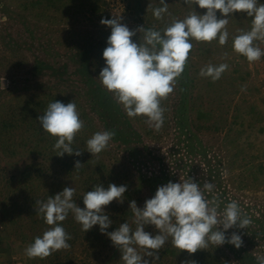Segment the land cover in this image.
<instances>
[{
	"label": "rangeland",
	"instance_id": "374dc122",
	"mask_svg": "<svg viewBox=\"0 0 264 264\" xmlns=\"http://www.w3.org/2000/svg\"><path fill=\"white\" fill-rule=\"evenodd\" d=\"M30 1L35 0H0V80L3 79L0 81L3 88H0V121L5 119L10 105L23 104L28 98L44 97L48 91L63 96L65 105L66 99H77L81 85H74L70 81L74 79L73 70L81 62L78 51L89 50L92 53L90 58L94 59L91 60L92 64L94 61L104 62L100 52L107 47L111 29L101 25V19L119 16L130 30L143 25L145 28L154 26L160 30L172 18L183 19L191 11L181 0H165L171 16L165 14L163 20H157L152 15V9L162 6L159 0H137L138 5L135 0H98V14L88 11L93 0H57L51 8L41 6L39 10H25L21 5ZM40 1L45 3V0ZM258 3L264 4V0H258ZM193 9L200 14L205 11L195 5ZM217 16L219 18V13ZM250 25L251 18L246 14H232L226 26L228 43L221 46L217 40L211 43L192 41L193 48L185 66L187 76L193 81L192 88L183 99L188 109L187 119L191 121L193 131L199 125L196 134L204 149L216 151L218 158L226 156L228 163H232L231 175L235 182L236 174L241 171L240 165H264V56L259 61L248 62L231 47L233 37L240 30H249ZM132 39L138 42L139 33ZM255 43L264 51V42ZM93 55H97L96 58ZM222 63L227 64L228 68L220 79L212 81L211 78L199 75L200 70L207 65L218 66ZM36 66L38 69H35ZM48 66L66 67L68 74L57 82L48 76ZM95 68L99 73L102 66ZM91 74L94 79H98L95 70ZM177 83L173 92L161 101V107L165 109L162 128L166 130L161 131L163 137L160 141L144 136L146 129H152L145 123L144 117L141 121L131 118L132 127L139 133L140 140L151 148L166 151L169 147L171 140L166 136L167 127L171 126L172 111L182 101ZM77 102L80 107L81 102ZM197 109L208 114L206 120H195ZM14 110L18 112L19 107ZM122 111L125 113L123 107ZM91 115L95 117V114ZM31 133V130L24 131L23 128L10 132L0 128V194L8 197L6 201L9 197L18 199L20 207H24L15 225L6 227L0 219V264H50L48 258L43 261L38 258L29 259L24 254L28 244L22 242L20 235L24 233L31 237L36 232L26 216L27 202L23 200V189L15 183L25 167L33 165L39 170L41 177L35 178L31 186L34 191L46 192L56 185L60 186L61 191L65 187H74L76 199L89 192L83 184L82 176L75 172L69 173L61 167L56 168L53 160L42 163L41 156L31 146ZM2 145H7L6 150H3ZM119 146L126 148L110 142L106 150H111L122 162L131 161L130 156ZM239 151L240 155L233 157ZM105 157L109 159L111 156L106 154ZM255 166L247 173L250 179L256 178V197L264 200V172H256ZM9 178L11 183L7 184ZM247 195L253 197L251 192ZM108 246L97 247L95 259L92 260L87 256L91 254L90 250L85 251L84 247L76 245L73 248L74 261L77 264H121L120 253L111 259V248ZM85 247L89 249L87 244ZM168 259L172 261L171 264H180Z\"/></svg>",
	"mask_w": 264,
	"mask_h": 264
},
{
	"label": "clouds",
	"instance_id": "9594fccd",
	"mask_svg": "<svg viewBox=\"0 0 264 264\" xmlns=\"http://www.w3.org/2000/svg\"><path fill=\"white\" fill-rule=\"evenodd\" d=\"M181 2L191 11L183 19L172 18L160 30L154 26L145 28L144 25L130 30L119 16L100 20L101 25L111 29L107 47L102 53L105 66L98 76L102 88L113 95L128 118L142 116L145 123L157 132L164 123L165 109L161 107V101L173 92L177 79L183 73L193 48L192 41L211 43L217 40L221 46L227 44L229 18L234 13H243L251 18L250 29L240 30L233 37L232 50L248 62L259 61L264 56V51L255 43L264 42V4L258 3V0ZM159 4L162 6L152 9L153 17L163 20L165 14L171 16L165 0H159ZM193 5L205 10L204 13L195 11ZM137 33L139 41L134 42L132 38ZM227 68L228 65L223 63L207 65L199 75L216 81ZM37 120L44 133L56 138L52 146L56 156L81 155L82 152L74 150L72 144L84 128V122L73 101L66 105L60 101L50 102ZM114 136L115 133L110 130L95 132L86 141L87 152L92 156L100 154ZM83 165L76 160L74 169L79 170ZM126 190L127 185L109 184L107 188L94 185L92 191L82 195L83 208L73 200L74 187H65L46 201L37 200L36 214L50 227L25 248V256L43 260L55 252L70 248L68 241L71 236L61 226L70 212L83 232L98 225L100 233L107 235L112 245L119 249L122 264H149L144 257H152V264H155L159 250L169 238L174 248L189 254L207 249L210 245L218 247L225 243L239 249L243 246L241 236L236 232L226 236V232L234 227L246 229L252 223L250 218L242 216L234 200L220 211L221 201L209 200L205 195L213 190L211 183L206 181L201 186L191 178H184L177 183L169 181L159 186L142 209L137 207L135 200L129 203L135 229L125 222L114 231L107 232L112 221L104 212V207L113 200L123 202ZM146 225L154 226L158 234L146 232ZM257 262L264 264V257H257ZM188 264L195 262L189 261Z\"/></svg>",
	"mask_w": 264,
	"mask_h": 264
},
{
	"label": "trees",
	"instance_id": "16d2710c",
	"mask_svg": "<svg viewBox=\"0 0 264 264\" xmlns=\"http://www.w3.org/2000/svg\"><path fill=\"white\" fill-rule=\"evenodd\" d=\"M55 1L57 0H45V3H43L40 0H35L24 2L21 6L25 10H39L41 6L51 8ZM97 2L98 0H93L89 4L88 11L91 14L99 13L100 9ZM135 4L138 5L137 0H135ZM105 48L102 49L100 55H102ZM78 53L81 62L73 70L72 76L74 79L70 83L81 85V88L78 89L77 99L71 98L68 101L66 99L65 103L73 101L77 106L80 119L84 122V128L77 134L72 144L74 150L82 152L79 157L69 156L68 154L60 157L56 156L57 153L53 151L52 147L56 138L49 137L44 133L37 120L39 116L43 115L50 102L60 101L64 103V97L61 95H55L48 91V94L44 95V97L28 98L23 104L10 105L6 111L7 113L5 112V119L0 121V128L5 132L21 128L24 131L31 130L33 138L31 146L41 156L42 163L53 160L56 168L61 167L69 173L75 172L77 175L82 176L84 178L83 184L87 186V191H92L93 186L97 184L102 185L104 188H107L109 184H116L117 186L127 185V190L123 194V202L113 200L104 207V212L112 221L111 226L106 230L107 232L114 231L125 222H128L135 229V225L132 224L133 215L131 209H129V203L135 200L137 207L142 209L145 201L155 195L157 188L167 184L169 181L177 183L184 178H191L193 182L201 186L206 181L211 183L213 190L206 192L205 195L209 200L219 199L221 201L220 211L223 210L227 203L234 200L238 203L242 216H247L251 219L252 223L246 229L234 227L226 232V236H230L233 232L239 234L243 240V246L237 249L227 243L218 247L210 245L207 249L189 254L174 248L171 244V238H169L159 250L155 264H171L172 261H169L168 258L177 261V263L180 262V264H188L189 261H194L195 264H258L257 257H264V200L256 197V193H258V191H255L256 178L250 179V174L247 173L255 165L252 163L240 165L241 171L236 174L237 182H235L232 180L233 176L231 175V172H233L232 163H228L226 156L218 158L219 154L216 151L204 149L201 145L200 138L196 134L198 133L199 125L195 126V131L192 130L191 121L187 119L188 109L185 108L186 101L183 100L193 84V81L187 76V71L184 69L177 80L178 91L182 94V98L180 97L182 101L178 108L176 107L171 113V126H168L167 128L169 129L166 131V136L170 137L171 142L168 149L162 151V148L157 149L147 146L145 141L140 140L139 133L132 127V119L141 121L143 120L142 116L132 119L128 118L126 113L122 111V106L117 104L113 95L102 88L99 79L92 77L91 73L93 70L96 71L97 77L100 73L95 67L102 66L103 68L105 63L94 61V64H92L91 60L93 58H90L92 53L89 50H80ZM96 56L93 55L94 58ZM35 69H38V67L36 66ZM65 74H68L66 73V67L58 66L53 68L48 66V76L57 82ZM49 88L48 85V90ZM77 101L81 102L80 107ZM18 107L19 110L16 112L14 109ZM92 113L95 114V117L91 115ZM207 117L208 114L206 112L199 109L196 110V121L206 120ZM93 118L96 120L94 121ZM108 130L115 133L110 142L126 146V148L119 147L123 148L128 157L130 156L131 161H120L111 150L105 149L96 156H92L91 153L87 152V139L95 132ZM162 130L166 129L161 128L157 132L153 128H148L145 130L144 136L160 141L163 137ZM2 146L4 147H2L3 150H6L7 145ZM106 154L111 157L107 159L105 157ZM239 155L240 151L234 153L233 157ZM76 160L84 164L79 170L74 169ZM255 167L256 172L260 174L264 172L263 164ZM38 171L33 165L25 167L15 181L23 189V200L27 202L25 208L26 216L36 231L31 237H27L24 233L20 235L22 242L28 245L34 241L35 237L41 236L45 228L50 227L36 214V201H46L48 197H53L61 192L59 185L51 187L46 192L32 190L33 180L40 176ZM249 179L251 180L249 183L252 185L248 183ZM10 183L11 179L9 178L7 184ZM250 192L253 197H248L247 194ZM7 198V196L0 194V219L6 227H9L16 224L17 218L21 216L22 208L24 209V207H20L18 199L15 200L9 197L6 201ZM249 198L253 199L247 201ZM73 200L78 207H84L82 195H79L78 199L74 196ZM61 226L71 236L68 241L71 246L66 250H60L47 257L50 264H77L74 261L75 251L73 249L76 245H79V248L84 247L83 250L85 251L90 250L91 254L88 253L89 255L87 256L92 260L95 259L97 247L101 245L104 247L109 245L108 247L111 248V259H114L120 253L119 249L112 245L107 235L100 233L98 225L93 226L87 232H83L81 226L74 221L71 212L61 222ZM144 230L153 235L158 234L152 225H146ZM94 243L97 244L94 245ZM85 244H87L89 249L85 247ZM144 259L149 260V264H152V257H144Z\"/></svg>",
	"mask_w": 264,
	"mask_h": 264
}]
</instances>
